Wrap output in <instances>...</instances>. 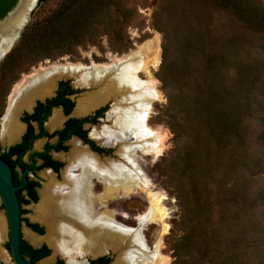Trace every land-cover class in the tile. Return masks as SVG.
I'll use <instances>...</instances> for the list:
<instances>
[{
  "label": "rangeland",
  "instance_id": "1",
  "mask_svg": "<svg viewBox=\"0 0 264 264\" xmlns=\"http://www.w3.org/2000/svg\"><path fill=\"white\" fill-rule=\"evenodd\" d=\"M39 1L26 25L48 16L63 0ZM122 2L125 9L137 10L125 28L130 42L128 48L117 49L114 41L102 34L93 42L85 41L70 53L55 58H38L24 53L27 50L12 57L13 64L10 60L5 62L4 57L0 61V112L5 109L7 95L15 82L38 65L65 60L107 63V56L125 55L157 38L161 63L153 75L163 98L152 101L155 113L151 124L168 129L170 137L159 159L152 156L145 159L152 181L173 201L168 202L173 211L167 220L169 231L163 236L166 245L163 255L170 264H264V36L236 20H229L202 0ZM155 12L156 19L164 25L162 29L155 24ZM163 43H167L166 63H163ZM88 83L85 80L79 84ZM211 87L219 94L215 95ZM95 90L82 88L78 97ZM126 91L129 94L126 98L138 93ZM213 104L226 111L234 109L239 119L238 129L228 131L227 137L219 142L208 131L209 124L204 117L207 105ZM114 106H110L109 111L122 109ZM118 115L117 111L115 116ZM113 119L117 121L116 117ZM110 123L105 117L96 127L99 124L105 127L101 131L109 132L111 139L118 126L114 123L113 127L106 128ZM135 140L131 148L137 150L135 146L139 143ZM117 152L114 147L103 158L120 160ZM61 171L55 176L57 179H61ZM40 181L44 180L40 177ZM35 204L22 205L25 212L21 230L29 242L32 233L25 220L39 222L43 231L44 226L47 227L46 223L35 219L32 209ZM137 209H141L140 204ZM0 227V238L5 232L0 240V260L2 264H13L6 250L8 230L1 198ZM159 230L158 225H151L148 234ZM47 234L48 229L42 237ZM49 248V257L54 256V259L48 264L55 263V255L62 256L61 264H66L63 256L68 264H77L84 257L83 252L72 257L69 251L55 253L53 247ZM124 252H106L107 264H115L118 257L129 251Z\"/></svg>",
  "mask_w": 264,
  "mask_h": 264
},
{
  "label": "bare ground",
  "instance_id": "2",
  "mask_svg": "<svg viewBox=\"0 0 264 264\" xmlns=\"http://www.w3.org/2000/svg\"><path fill=\"white\" fill-rule=\"evenodd\" d=\"M37 1L22 0L11 18L0 27V47L7 37L17 34L27 24ZM108 58V63H93L91 68L69 62L63 65L54 63L53 66H40L28 75H24L14 86L10 96L11 113L18 95L32 83L44 79L48 80L42 84L43 88L51 81L54 83L55 78L60 79L63 76H74L77 80L79 79L78 84L88 80L91 84L93 82L100 85L99 91L86 98L87 103L93 107L105 103L104 101H107L110 96H108L109 89L113 84H116L117 91L114 94L117 95L113 94L111 98L127 104L128 109L125 110L126 114L124 113L123 116L129 114L134 117L130 120H128V116L126 117L129 136L135 137L139 143L138 146H135L138 148L137 150L131 148L127 151L124 148L126 165L101 162L97 155L96 160L87 157L83 161L84 156H80L82 152H79L78 149L74 150V159H78L76 160L77 165L83 166V170L81 175L75 179L71 176L70 169L64 173L62 185L67 190H64L62 185H58L54 176L44 175L48 183L40 192L39 204L32 209L36 216L35 219L46 223L45 233L48 229V234L42 237L43 235L37 236L32 233L29 239L36 246L42 242L47 243L54 248L55 253L69 251L72 257H76L78 253L83 252L84 257L81 260L83 262L86 256L96 257L110 250L119 254L125 250L124 253L129 251L128 254L118 257L115 264H129V262L132 264H170L171 261L163 255V250L166 249L163 236L169 231L167 220L172 217L173 211L170 208L171 205L168 206V202L173 201L163 189L157 188V185L152 181L146 168L148 160L145 159L150 156L155 160L159 159L166 150L170 137L168 129L155 127L151 124V118L155 113L152 101L163 98L157 88L158 81L153 75L161 63L158 39L138 45L136 50L125 55H110ZM124 89L138 93L131 94L129 98L123 100L119 99V94ZM86 112L88 111L86 110ZM53 120L52 122L55 121ZM9 124V131L4 133V137L11 141L20 127L13 119ZM97 134L96 139L101 141L102 138L108 137L109 132L101 131ZM94 175L102 181L101 185H103L100 193H95V199L98 201L96 211L91 208L92 201H90V194L87 193L86 187L89 177ZM110 175L115 176L111 177ZM120 191L123 195L132 192L133 195L147 200L145 210L131 216L136 222L138 221L135 229L133 224L128 226L118 223L115 216L118 215L119 209L102 208L106 205V199L117 197ZM85 201H89L90 204ZM155 224L160 227V230L152 234L151 237L158 235L150 244L146 237V231L142 230H149L151 225ZM4 234L5 232L2 233V238Z\"/></svg>",
  "mask_w": 264,
  "mask_h": 264
},
{
  "label": "flooded vegetation",
  "instance_id": "3",
  "mask_svg": "<svg viewBox=\"0 0 264 264\" xmlns=\"http://www.w3.org/2000/svg\"><path fill=\"white\" fill-rule=\"evenodd\" d=\"M66 61L67 60H65L64 62L48 61L46 64L41 65L53 66L54 63H60V65H63ZM68 62L74 65L82 64L87 66L88 68H91L93 63L101 64V62L94 61L89 62V64H84L82 62ZM108 62L109 58L107 60V63ZM39 66L40 65H38V67H35L34 69L39 68ZM32 70L23 75H28L32 72ZM23 75L20 77V79L23 77ZM20 79H18L12 86L10 93L7 95L5 109H2V111L0 112V141L2 144V147L0 148V158L7 162L10 166L12 170L13 183L14 178L19 181L17 183H14L15 185H19L22 182L23 174L26 171V183L23 185V187L17 190L18 199L19 196L25 199L29 198L28 191L33 190L34 194L36 195V199H29L28 202H33L35 204V202L38 200V202L35 204L37 205L41 198L40 192L44 188V185L48 183L44 175H52L54 177H57V175L62 170L61 179H57L55 177L58 185L60 186L62 185L61 183L64 182V173L69 169V172L71 173V176H73V179L78 178L82 173L81 171L83 170V166L77 165L76 160L78 159H74V150L76 151L78 149L79 152H82L80 156H84L83 161H85L87 157L94 158L96 160V155L102 161L108 160L124 163L127 161L123 157L122 149L126 148V150L129 151L135 142V137L129 136L127 127V121L134 117L129 116V114L123 116L125 110L122 109L126 108L127 104H123L121 100L117 101L115 98H111V96L117 91L116 84H113L109 89L110 91L108 92V96H110L107 101H104L105 103H102L98 107H93L89 105V103H87L86 98H89L97 91H99L101 89L100 85H97L93 82L91 84L90 81L89 85H81L78 84V81L75 77L63 76L60 77V79L55 78V80H53L54 83H52L51 81L47 86L43 88L44 85L42 84H44L45 81L48 80L44 79L42 81L32 83L30 86L26 87V89L20 95H18L16 101L14 102L15 107H13L14 109H12L13 111L11 113L10 96L12 94L14 86ZM82 88L90 90L96 88V90L95 92L88 93L87 96L80 95V97H78L79 91ZM114 95L116 96L117 94ZM119 95V99L123 100L129 94L126 90H123ZM113 104H115L114 107H120L122 109L113 110V108H111V110L109 111L110 106L112 107ZM86 110L88 112H86ZM82 111H84L85 113ZM117 111L122 112H119L120 115L115 116ZM127 116L129 118L128 120L126 119ZM105 117H107V121L111 122V126L106 128H111L113 127V125H115L114 123H116L118 126V131L115 132V135L111 139L109 137H105L100 141L96 139V135H98L97 133L101 132V130L105 127H101L100 124L96 127V125L98 124V121L104 119ZM115 117L117 118V121L114 122L113 118ZM11 119H13L15 123H17V125L20 127V130L12 137L13 139L10 141L9 139L7 140L6 137H4V133L9 131V123ZM52 119H54L55 121L53 120L54 122H52ZM114 147L117 148V153L120 156V160H110L109 158H103L105 154L111 151V149ZM110 176L112 177L115 175ZM40 177L44 180L42 183L40 181ZM101 184L102 181H100L98 177H96V175L89 177V180L86 182V187L88 189L87 193L90 194V201H92L91 208L93 209V211H96V207L98 206V201H96L95 199V193H100L103 186ZM63 187L64 190H67L65 186ZM87 202L90 204L89 201ZM146 203L147 200L137 195H133L132 192L123 195L122 191H120L117 197L113 196L106 199V205L102 208H106L109 210L112 208L119 209L118 215L115 216L118 223L128 226L130 224H133V228L135 229L137 228L138 221L136 222V220L131 216L133 214L137 215L138 213H142L140 211L147 207ZM19 204L20 220L22 222L24 221V218H22V214L25 212L22 207L24 203L19 202ZM137 204H140V210L137 209ZM135 218L137 219L136 216ZM25 221L27 222V225L36 224L42 228L39 222H29L27 220ZM28 227L31 233L37 235L34 233L37 232L34 228L30 227L29 225ZM142 231H146V237L148 238L150 244L158 235L156 234L155 236L151 237L152 235L148 234L149 230ZM43 232L44 231L42 228V232L37 233L43 235ZM21 241H24V243L28 245L32 250H40L33 254V259L30 256H23L21 254L28 261L34 264H48L49 262H51V260L54 259V256L49 257L50 246L47 243L42 242L40 245H33L27 239L25 240L23 237V233H21L19 251ZM6 248V250L9 251L8 242L6 244ZM42 251L46 253L42 254ZM82 255L83 254H81V256ZM55 256L56 257L54 264H61L62 260L60 257L62 256ZM63 257L66 260V264H68V260L66 259V257ZM108 259L109 255L104 253L97 255L96 257L86 256L84 262L80 261L77 262V264H107V262L104 260ZM80 260L82 259L80 258ZM0 264H2V260H0ZM129 264H132V262H129Z\"/></svg>",
  "mask_w": 264,
  "mask_h": 264
},
{
  "label": "trees",
  "instance_id": "4",
  "mask_svg": "<svg viewBox=\"0 0 264 264\" xmlns=\"http://www.w3.org/2000/svg\"><path fill=\"white\" fill-rule=\"evenodd\" d=\"M41 1V0H40ZM39 1V2H40ZM123 0H63L56 9L41 20L26 25L21 32L15 47L5 56V62H11L12 57L27 50L38 58H55L64 53H70L77 45L85 41L93 42L102 34L109 36L119 50L129 47V40L125 28L130 24L137 10L125 9ZM205 5L223 13L229 20H236L245 27L264 36V3L262 0H202ZM16 0H0V18L15 4ZM184 7V6H183ZM185 8V7H184ZM157 13H153L155 24L161 29V20H157ZM219 20L218 18L216 19ZM218 24H216L217 26ZM163 63L168 62L167 43L162 44ZM190 48V47H189ZM222 60V59H221ZM210 62V58L207 59ZM215 95L219 91L211 87ZM205 119L208 121V131L219 142L227 137L228 131L238 129V113L231 108L226 111L220 105L208 106ZM14 178V183H17ZM29 198L19 196L20 203L35 200L33 190L28 191ZM37 232L42 228L36 224H28ZM40 250H32L21 241L20 252L23 256H30ZM42 254L46 253L44 251ZM103 261V260H100ZM108 261V260H104Z\"/></svg>",
  "mask_w": 264,
  "mask_h": 264
},
{
  "label": "water",
  "instance_id": "5",
  "mask_svg": "<svg viewBox=\"0 0 264 264\" xmlns=\"http://www.w3.org/2000/svg\"><path fill=\"white\" fill-rule=\"evenodd\" d=\"M21 1L22 0H16L15 4L5 13L3 17L0 18V27L3 26L5 22L11 18V16L18 9ZM25 26L26 25L23 26L22 30ZM22 30L17 34H13L7 37L6 40L2 42L0 47V61L6 56V54L11 51L12 47L15 45V42L20 38ZM25 172L23 174L22 182L19 185H15L13 183L12 170L10 166L7 162L0 158V198L4 207L7 221V230L9 233L8 255L13 264H34L24 258L19 251V242L21 238V233L23 232L21 230L20 204L17 195V190L23 187V185L26 183ZM34 233L37 235H42L37 232Z\"/></svg>",
  "mask_w": 264,
  "mask_h": 264
}]
</instances>
